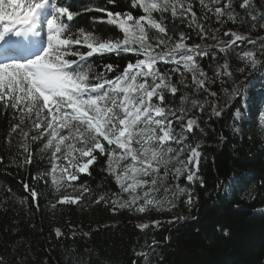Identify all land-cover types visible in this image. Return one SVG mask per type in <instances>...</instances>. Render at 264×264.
<instances>
[{
	"label": "snow or ice",
	"instance_id": "obj_1",
	"mask_svg": "<svg viewBox=\"0 0 264 264\" xmlns=\"http://www.w3.org/2000/svg\"><path fill=\"white\" fill-rule=\"evenodd\" d=\"M106 3L114 6L117 0ZM257 6L258 0H128V11H111L106 6L70 10L66 0H0V119L6 121L0 166L6 173L31 166L33 145L39 144L49 168L32 180H50L59 194L50 202L53 209L101 202L114 214L150 216L181 202L190 209L199 199L196 186L205 188L211 122L231 121L230 133L221 128L215 137L222 148L243 135L249 100L234 75L245 69H235L230 57L264 69V36L252 38L264 30V11ZM89 12L103 13L91 17L93 24L113 26L120 35L109 38L74 26L77 16ZM229 23L239 30H225ZM245 43L252 49L243 50ZM104 55L129 59L118 72L120 66L112 63L98 70L92 58ZM100 157L101 171L115 182L116 192L96 193L75 183L91 176ZM238 182L235 175L220 180L218 171L214 187L217 193L234 190ZM21 183L27 193L21 203L31 200L38 211L42 193ZM5 192L0 203L9 201L11 189ZM183 219L174 216L167 223ZM161 227L156 219L136 225L145 239L133 249L131 264H162L163 241L155 238ZM54 235L74 240L76 233L66 236L57 227ZM83 255L91 260L87 249ZM68 260L72 264L71 255ZM0 264L17 260L0 255Z\"/></svg>",
	"mask_w": 264,
	"mask_h": 264
},
{
	"label": "trees",
	"instance_id": "obj_2",
	"mask_svg": "<svg viewBox=\"0 0 264 264\" xmlns=\"http://www.w3.org/2000/svg\"><path fill=\"white\" fill-rule=\"evenodd\" d=\"M66 2L71 5L70 10L92 6H106L111 11L129 10L128 0H117L114 6L107 4L106 0ZM261 5H264V0H258V12L264 11ZM131 11L135 15L141 14L135 9ZM103 15L101 12L85 13L77 16L73 24L97 31L105 37L119 36L118 29L113 26L93 24L91 17ZM227 29L239 30L237 25L231 23L225 26V30ZM181 30L186 29L181 26ZM258 35L264 36V30L254 31L252 38ZM241 47L245 50L252 46L245 43ZM128 59L127 56L115 55L92 58L98 70L101 65L112 63L120 66L117 72ZM238 60L235 55L230 57V64L235 69H239ZM204 67L207 70L206 61ZM115 74L109 73L110 76ZM234 76L236 86L244 87L245 84L253 83L250 91L253 101L250 112L256 115L259 107L264 105V69L258 67L250 75L245 74L244 79L239 71ZM185 107L191 108V105L186 104ZM230 123V120L211 122L207 140V163L202 168L205 188L201 189L198 185L195 188L198 201L190 209L182 202L179 203L176 216L184 219L175 224L161 223L162 227L155 232V238L163 241L158 249L163 256L162 264H264V184L261 183L264 180V146H261L257 133L252 131L250 136L247 137V132L243 139L236 137L222 148L215 142V137L221 128H224L225 134H229L230 129L226 125ZM253 127L251 124L247 128L251 131ZM5 128L6 121L0 119V154L6 152L2 147ZM38 149V145H33L36 155L34 163L29 167H13L6 173L4 167L0 166V201H3L6 194L5 189H11L8 194L9 201L0 203V255L8 256L9 259L15 256L17 264H69V255L72 256V264H131L133 249L143 244L144 234L138 231L131 218L123 214L116 225H107L108 218L102 212L100 204L82 202L83 206L66 205L59 215L62 232L71 236L68 224L88 218L84 224L88 235L76 234L74 240L55 238L54 222L49 221L46 215V187L42 180H32L33 176H39L47 169V160ZM104 164V158L100 157L91 167V176L82 175L77 185L86 184L96 193L105 190L118 191L112 178L101 171ZM218 171L222 181L229 180L233 175L239 178L234 190L229 188L217 193L214 186ZM21 181L33 184L42 193L38 211L30 207L31 200L21 203L22 198L27 196ZM94 198L93 196L91 199ZM151 235L150 232L149 239ZM165 237L170 239L165 241ZM76 249L79 251L73 253ZM85 249L92 253L90 261L87 255L81 256ZM24 253L28 255L21 260Z\"/></svg>",
	"mask_w": 264,
	"mask_h": 264
},
{
	"label": "rangeland",
	"instance_id": "obj_3",
	"mask_svg": "<svg viewBox=\"0 0 264 264\" xmlns=\"http://www.w3.org/2000/svg\"><path fill=\"white\" fill-rule=\"evenodd\" d=\"M251 49H252V47H248V48L245 49V51L251 50ZM35 54H39V51L37 50ZM237 67L245 69V71L243 73H241L242 77L245 74L250 75V73H252L253 71L256 70V69L253 70L250 65H247L246 61L241 60V59L238 60ZM243 79H244V77H243ZM253 82H255V81H253ZM245 83H247V81ZM252 85H253V83H251L250 85L245 84L243 89H242V90H244V88H246V90H247L249 104H248L246 112H244L242 114V131H243V135L242 136H237V137L240 138V139H243L246 136L247 132H249V133H247V137H248V136H250L252 134V131H253V132L257 133L258 140L261 143V146H264V105L259 107V113H257V114L255 113L256 115H254V113L250 112V110H251L250 109V104L253 103L252 97H251V93H250ZM232 86L233 85L230 84L229 88L231 89ZM257 93H259V92H255V94H257ZM248 123H251L254 126L253 127L254 129H252L251 131L248 130V128H247V127L251 126V124H248ZM37 145H38V148H39L40 145L39 144H37ZM43 155H44V157L47 160V169H48L49 168V164H48L47 154H43ZM42 182H43V180H42ZM77 182L78 181H76L75 183L77 184ZM44 185L46 187V190H45V194H46L45 204L46 205H45V207H46V211H47V213H46L47 218H48L49 221L54 222V225H55L54 229L58 227L62 231L63 228L59 226V225H61L60 220H59V215H60L61 211L63 210V208H65L66 205H57V207L55 209L51 208L50 207V202L51 203H55V201L58 198L59 194L54 193V190L51 187L50 180H49L48 184L44 183ZM67 191L71 192L72 190L68 189ZM73 194L75 195L77 193H73ZM100 205H102V207H101L102 212L108 218V220L106 222L107 225H116L118 223L119 219H120V215L121 214L126 215L127 217L131 218L135 222L136 225L139 222H141L142 220L145 221V222H149L150 219L160 220L161 223H165L168 220H171L174 216H176V208L173 209L172 211H169V212H159V213L153 212V213L150 214V216H148V215L142 216V215L137 214L135 212L129 213L127 211H118L117 213L114 214L112 212L111 208L108 207V206H105L103 202H101ZM73 206H77V205H73ZM87 221H88V218H86L85 220H83L81 222H76L75 224H73V223L72 224H68L69 225L68 226L69 230L71 232L74 231L76 234L88 233V229H86L84 227V224L87 223ZM78 223H81V224H78Z\"/></svg>",
	"mask_w": 264,
	"mask_h": 264
}]
</instances>
